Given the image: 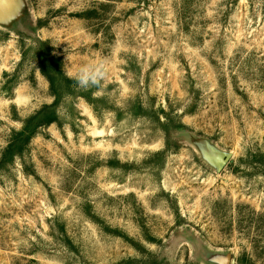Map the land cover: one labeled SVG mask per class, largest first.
Returning a JSON list of instances; mask_svg holds the SVG:
<instances>
[{
	"label": "rangeland",
	"instance_id": "374dc122",
	"mask_svg": "<svg viewBox=\"0 0 264 264\" xmlns=\"http://www.w3.org/2000/svg\"><path fill=\"white\" fill-rule=\"evenodd\" d=\"M0 264H264V0H0Z\"/></svg>",
	"mask_w": 264,
	"mask_h": 264
},
{
	"label": "clouds",
	"instance_id": "9594fccd",
	"mask_svg": "<svg viewBox=\"0 0 264 264\" xmlns=\"http://www.w3.org/2000/svg\"><path fill=\"white\" fill-rule=\"evenodd\" d=\"M108 71L106 61L86 62L77 67L71 78L78 89L88 90L101 87Z\"/></svg>",
	"mask_w": 264,
	"mask_h": 264
},
{
	"label": "water",
	"instance_id": "95a60500",
	"mask_svg": "<svg viewBox=\"0 0 264 264\" xmlns=\"http://www.w3.org/2000/svg\"><path fill=\"white\" fill-rule=\"evenodd\" d=\"M228 160H229L228 156L225 159L218 158L217 163H218L219 167L222 168Z\"/></svg>",
	"mask_w": 264,
	"mask_h": 264
}]
</instances>
